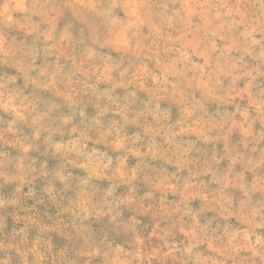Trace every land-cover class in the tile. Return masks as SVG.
I'll use <instances>...</instances> for the list:
<instances>
[{"label":"clouds","instance_id":"obj_1","mask_svg":"<svg viewBox=\"0 0 264 264\" xmlns=\"http://www.w3.org/2000/svg\"><path fill=\"white\" fill-rule=\"evenodd\" d=\"M0 264H264V0H0Z\"/></svg>","mask_w":264,"mask_h":264}]
</instances>
